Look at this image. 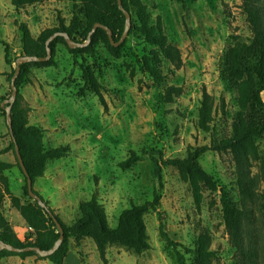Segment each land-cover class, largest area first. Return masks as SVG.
<instances>
[{
	"label": "rangeland",
	"instance_id": "obj_1",
	"mask_svg": "<svg viewBox=\"0 0 264 264\" xmlns=\"http://www.w3.org/2000/svg\"><path fill=\"white\" fill-rule=\"evenodd\" d=\"M254 1L264 10V0ZM142 4L151 24L160 23L163 35L181 56L182 65L177 70L163 62L164 79L160 84L139 68L138 61L147 47L127 34L117 47L97 38L92 56L75 57L63 44L56 45L53 63L32 68L18 89L27 124L41 130L44 149H68L62 158L47 161L43 176L33 183V190L67 226L78 217L79 204L94 198L103 206L108 226L115 228L122 211L152 199L149 153L163 159H184L189 152L209 146L213 139L230 137L246 111L238 102L237 92L246 76L231 78L223 72L228 49L251 41L242 0H142ZM78 11L76 0H46L18 10L9 0H0V41L8 45L11 61L5 64L0 45V105L4 102L7 106L10 99L8 74L15 69L21 53L19 26L25 25L36 38L43 30L55 28L59 19L67 25ZM79 64L90 68L102 87L103 103L83 89ZM169 87L180 91L167 100L164 92ZM203 92L213 99L209 132L198 130L196 125ZM1 109L0 162L13 166L3 175L11 194L24 202V177L13 152L8 150L10 137ZM255 146L257 160L250 161V177L260 172L264 136ZM131 154L139 160L121 169L118 164ZM198 163L217 192L207 190L200 182L193 188L176 169L164 167L157 211L142 217L147 250L134 254L113 245L106 248L101 259L91 239L71 238L69 251L76 254L79 264H174L170 249L159 235L161 223L168 238L178 244L185 264H205L185 251L193 249L201 237L213 254L208 264H241L229 244L219 201L220 190H224L231 206H242L237 160L230 152L207 151ZM254 195L246 204L251 216L248 228L256 264H264V182L259 181ZM3 214L17 238L31 239L30 230L7 197ZM29 259L35 264H50L34 256ZM25 260L5 257L0 264H30Z\"/></svg>",
	"mask_w": 264,
	"mask_h": 264
},
{
	"label": "trees",
	"instance_id": "obj_2",
	"mask_svg": "<svg viewBox=\"0 0 264 264\" xmlns=\"http://www.w3.org/2000/svg\"><path fill=\"white\" fill-rule=\"evenodd\" d=\"M9 1L11 6L18 10L46 0ZM76 1L79 3V11L72 16L67 25L64 24L62 19H59L55 28L43 30L36 38L31 36L25 25H20V56L45 57V43L56 33L66 34L75 42H77V39L85 41L96 23L111 31L113 42L120 39L124 31L125 17L116 0ZM175 1L182 2L183 0ZM120 2L123 11L128 12L130 15L128 36L137 38L147 47L138 61L139 68L143 73L149 75L154 83L160 84L164 79V76H162L163 62L166 61L174 70L179 69L182 65L180 52L163 35L159 22L151 24L142 0H120ZM242 8L246 14V21L251 32V41L248 44H236L228 49L223 63V72L228 77L241 79L246 76L240 82L237 91L238 102L241 108L246 111L234 125L232 135L220 140L213 139L209 146L200 147L189 152L184 159H163L161 155L155 156L154 152L149 153L150 173L154 181L152 199L122 211L117 218L115 228L108 226L104 208L94 198L79 204L78 217L70 226L64 224L50 208L48 209L52 216H49L45 210L38 206L36 201L28 196L25 178L22 192L27 200L21 202L18 197L11 194L7 178L3 175V172L10 170L13 166L9 163L0 162V241L16 248L36 246L40 250H49L59 237L53 218L57 220L63 230L61 245L49 257L41 258L34 252L12 253L2 250L0 251V259L5 257L25 259L34 256L39 260H47L50 264H63L69 252V239L71 238L75 240L91 239L101 259H104L106 248L113 245L122 247L134 254L144 252L149 248V244L142 217L149 212L157 211L160 201L159 193L162 189L163 168L172 167L176 169L180 177L189 182L193 188L196 187L197 182H200L207 190L217 192L218 188L212 182L211 177L202 170L198 163L203 153L214 151L218 153L230 152L237 160V184L242 206L240 209L231 206L224 190H220L219 201L222 220L229 244L235 250V256L239 262L241 264L242 261L243 264H256L257 254L255 247L252 245V232L248 228L251 225L250 209L246 204L252 202L259 181L264 182V158L261 159L259 174L254 177H250L249 174L250 161L257 160L255 142L264 136V10L254 0H242ZM99 37L104 38L108 45L110 44L106 32L101 28H96L87 47L71 50L67 47L65 39L62 36H57L49 43L51 57L48 61H32L19 66V74L15 80L17 96L10 109V120L12 135L19 156L26 173L32 181V185L35 179L43 176L47 161L62 158L66 155L68 149L65 147L48 151L44 149L41 130L27 124L26 111L19 103L18 89L26 81L32 68L48 66L53 63L56 45L63 44L68 52L75 57H79L81 54L92 56L96 39ZM0 45L3 46L4 62L6 65H10L9 47L2 41H0ZM79 67L84 80L83 89H87L103 103L102 87L95 79L92 71L83 64H79ZM14 71L15 69L8 74L9 82ZM83 89L80 91L81 94L84 93ZM179 91V88L169 87L165 90L164 97L170 100L171 96L175 93L178 94ZM212 110L213 99L203 92L197 115L196 125L198 130L209 132L210 123L212 122ZM1 111L5 117L4 109H1ZM8 150L13 152L16 165L20 169L11 138ZM138 160L139 158L135 154H131L118 166L121 169H127ZM33 192L39 196L34 190ZM5 197L9 199L10 206L18 213L30 230V240L18 239L12 226L6 220L3 214ZM41 200L47 206V202L42 198ZM159 235L165 242L166 249H170L174 264H185L183 254L176 248L178 244L173 243L168 238L161 223H159ZM185 251L191 253L195 260L202 261L205 264H208L213 257V254L208 252V246L203 245L202 237L193 249H186Z\"/></svg>",
	"mask_w": 264,
	"mask_h": 264
},
{
	"label": "water",
	"instance_id": "obj_3",
	"mask_svg": "<svg viewBox=\"0 0 264 264\" xmlns=\"http://www.w3.org/2000/svg\"><path fill=\"white\" fill-rule=\"evenodd\" d=\"M116 1H117V5L122 10V12L124 14V17H125L124 31H123V34L121 35L120 39L117 42H113L111 31L108 28H106V27H104V26H102V25H100L98 23L93 25L91 31L88 34L87 41L83 42V43H77V42L73 41L66 34H62V33L53 34L45 43V51H46V56L45 57L39 58V57H34V56H20V57H18L16 59V61H15V64H16L15 71H14L13 75L11 76L10 82H9L11 94H10V99L8 101V105L4 107L3 106L4 102H2L1 105H0V107L3 108L4 112H5V123H6L7 129H8L9 136H10V138H11L13 144H14L15 156L17 158V161H18V164L20 166L21 172H22V174H23V176L25 178L27 194L32 200L36 201L38 206L40 208H42L43 210H45L49 214V216H52V214L49 211L48 207L41 200V198L39 196H37L33 192L32 181H31V179L29 178L28 174L26 173V171L24 169V166L22 164L21 158H20L19 153H18V148H17V146L15 144V141H14V138H13V135H12L11 120H10V109H11V106L14 103V101L16 99V95H17V89L15 87V80H16L18 74H19V66L21 64L32 62V61H37V62L48 61L50 59V57H51V50L49 48V43H50L51 40H53L57 36H62L65 39L67 47L69 49H71V50L76 49V48L85 47V46H87V44H88V42L90 40V37L95 32L96 28L103 29L106 32V34H107V37H108V40H109L111 46L117 47L127 35V32L129 30V27H130V15H129L128 12L123 11V9L121 8L120 0H116ZM53 222L55 223V226H56L57 231L59 233V237H58V239L55 241V243L53 244V246L49 250H40L36 246H27V247H24V248H16V247H14V246H12L10 244H6V243H3V242L0 241V251L6 250V251H9V252H12V253L34 252L41 258L49 257L50 255H52L59 248V246L61 245V243L63 241V230H62L60 224L57 222V220L55 218H53Z\"/></svg>",
	"mask_w": 264,
	"mask_h": 264
},
{
	"label": "crops",
	"instance_id": "obj_4",
	"mask_svg": "<svg viewBox=\"0 0 264 264\" xmlns=\"http://www.w3.org/2000/svg\"><path fill=\"white\" fill-rule=\"evenodd\" d=\"M23 223H24V222H23ZM18 239L22 240L19 236H18ZM29 258H30V257H26V258H25V259H26L25 261H26L27 263H30V264H35V263H34V260H30ZM38 263H39V262H38ZM63 264H79V260H78V258H77V256H76L75 253L69 251V252L67 253V255H66L64 261H63Z\"/></svg>",
	"mask_w": 264,
	"mask_h": 264
}]
</instances>
